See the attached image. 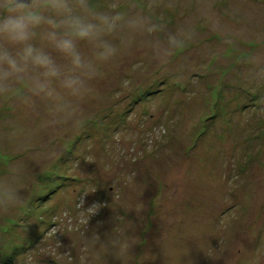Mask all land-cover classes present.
Segmentation results:
<instances>
[{"label": "rangeland", "instance_id": "obj_1", "mask_svg": "<svg viewBox=\"0 0 264 264\" xmlns=\"http://www.w3.org/2000/svg\"><path fill=\"white\" fill-rule=\"evenodd\" d=\"M95 3L135 5L159 27L111 37L118 54L83 95L56 85L69 119L26 84L0 93V176L13 163L30 172L24 205L0 213V264H120L81 236L109 231L115 215L139 238L133 264H223L213 249L251 251L264 241V0ZM177 29L185 44L171 49ZM96 205L88 222L82 210Z\"/></svg>", "mask_w": 264, "mask_h": 264}, {"label": "clouds", "instance_id": "obj_2", "mask_svg": "<svg viewBox=\"0 0 264 264\" xmlns=\"http://www.w3.org/2000/svg\"><path fill=\"white\" fill-rule=\"evenodd\" d=\"M129 5L120 11L101 10L95 0H0V93L16 94L17 85L26 84L36 95L56 98L62 118L72 117L74 109L63 95L59 85L72 97L87 91V78L95 75L99 64L118 54V47L111 37L123 31L154 32L159 25L143 11L134 14ZM186 32L170 31L168 44L171 49L184 46ZM87 43L94 50L92 60L85 59L79 43ZM56 52L68 62L65 66L53 56ZM30 172L22 164H10L0 176V213L10 214L21 208L25 198L21 190H28ZM99 205L87 210L88 222ZM91 210V211H90ZM109 231L100 233L97 228H87L81 233L84 241L102 248L107 257L120 264H133L130 254L139 238L134 235L131 222L121 224L117 215ZM130 230L133 234H130ZM59 245H57V248ZM213 260L223 264H264V241L257 242L251 250L243 246L234 249H213ZM38 264V258H29ZM28 264V262H25Z\"/></svg>", "mask_w": 264, "mask_h": 264}]
</instances>
